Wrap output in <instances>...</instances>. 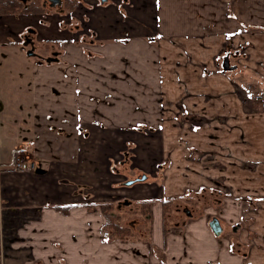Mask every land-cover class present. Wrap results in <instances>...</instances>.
Returning <instances> with one entry per match:
<instances>
[{
    "label": "crops",
    "instance_id": "crops-1",
    "mask_svg": "<svg viewBox=\"0 0 264 264\" xmlns=\"http://www.w3.org/2000/svg\"><path fill=\"white\" fill-rule=\"evenodd\" d=\"M71 14L0 20V31L17 23L63 48L59 61L23 67L28 85L0 80L12 127L25 96L35 115L0 157V264H264V0H79ZM132 73L141 80L122 81ZM20 147L33 171L6 169ZM124 151L152 186L140 199L152 202L141 244L106 242L102 213H88L73 182L98 168L102 184L115 181ZM201 191L217 206L164 224L160 201Z\"/></svg>",
    "mask_w": 264,
    "mask_h": 264
},
{
    "label": "rangeland",
    "instance_id": "rangeland-1",
    "mask_svg": "<svg viewBox=\"0 0 264 264\" xmlns=\"http://www.w3.org/2000/svg\"><path fill=\"white\" fill-rule=\"evenodd\" d=\"M64 13V12H63ZM58 16V15H57ZM63 17V16H62ZM62 17H57V18H62ZM64 19V18H63ZM30 20V19H29ZM63 23V22H62ZM61 26L63 27L64 25ZM23 28L24 26L20 25V24H12L11 27L9 26L8 29L6 30H1V34L2 37H7V42L6 43H0V80L3 79V81H10L11 78L15 77L16 75L19 76L20 81L16 82L17 85H22V86H26L28 85L29 79H28V72H26L24 70L23 67L27 68L31 71L32 67H34V65L37 64H45V62H39L41 58H45V56H47V50L46 49H40L42 47L43 44H49V42H45V41H35L34 43V47L33 49L37 51L35 52V56H31L28 52H29V48L26 47L21 43L22 38H20V43L16 42L17 41V37H19L18 32L20 31V28ZM39 39V37H38ZM83 39H85L83 37ZM37 40V39H36ZM86 43H84L85 45H88L90 47H93L92 45H95L94 42L97 43V41L92 40L90 37H88L87 40H84ZM83 46V45H81ZM40 49V50H38ZM60 49L62 50L63 48L60 47ZM58 48V50H60ZM98 68V67H97ZM1 73H3V76L1 77ZM32 75V73H31ZM102 76V73L98 72L97 76ZM139 75V74H138ZM136 73H132V74H125L124 79L122 81L126 82V83H130V82H134L136 81H140L141 77L138 76ZM100 76V77H101ZM8 77V78H7ZM112 79L116 80L117 75L111 76ZM99 78V77H97ZM100 79V78H99ZM131 79V80H130ZM112 81V80H111ZM97 85V83H96ZM128 87L126 86V89ZM128 90V89H127ZM31 92V90H27L26 93ZM129 92L130 94V90L126 91L125 89H122V93L120 94L121 96H125L127 95V93ZM138 95L137 98H141L143 97L142 95V89H138ZM125 93V95H124ZM134 94V93H133ZM133 96V95H132ZM30 95L25 96L23 98V102L21 103L20 106H22V110H20V116L23 118L22 121H20V125L21 128L20 130L16 129V127H12L15 126V124L12 122V113L9 112L10 111V106L11 103L14 101L10 102V99L6 98L5 95L1 94V90H0V157L1 159H3V155L5 153V151L7 150V148L12 147V145H10L11 143H8L7 138L6 137H10L12 138V135L15 136V134H17L18 132H21L24 127V123H30L28 122L29 118L33 119L32 117H34V112H33V103H30ZM3 98V100H2ZM7 108H9V110H6ZM90 110V109H88ZM150 115H152V113H150ZM13 120L16 121V118L13 117ZM19 124V122H18ZM12 127V128H11ZM123 142V140H121ZM121 147L123 146L122 143L120 144ZM127 152V151H126ZM124 151V153H126ZM64 151L58 152L56 154H63ZM124 153L121 152V155L118 154L119 157V162L120 161H124L123 164H116L115 166V170L118 171L119 173V178L117 177L115 179V181L109 183L111 181V178L107 177V176H101L104 179V184H102L100 178L98 177L97 174L100 175L99 172V168L97 171V174H94V172L89 171L87 173H85V171H81L83 172L82 177H76L73 178V182L75 183V185L77 187L81 186L78 185L79 182L82 183V188H86V192L88 195V204L84 207L87 208L86 210L88 211V213L91 212V209H88V205L92 203V202H99L101 204H108V206L110 207V209L116 210V207L118 206V210L119 212L117 213L118 216V220H115L116 222H119V224H121V226H123L124 228L129 229V234L128 236H122L123 238L120 239H114V240H118V241H122V242H131L128 239H131L130 237L132 236L133 238H135L136 240L133 241H140L139 243H144V241L141 240L140 238V234L142 235V231L141 228L144 231V217H143V213L141 212L142 210H146L148 209V206L146 205H140V200L143 197H146L148 195L151 194V188L150 185L146 186L144 184H142L143 182H136L132 185H120V188H116V187H111L116 185L117 183H123L126 180H133L134 178L140 177L142 174L140 173L139 169L137 170V168H135L133 166V163L128 161V157L127 155L124 156ZM33 154L32 151L27 152V155H29V160L31 161V156ZM100 159L98 161V165L100 167H103L106 162H105V155L103 153L98 154ZM36 159V158H33ZM95 160V158H93ZM92 162L90 160V158L88 159V167H91ZM115 164V163H114ZM34 165V164H33ZM40 165H38L37 168ZM98 167V166H97ZM35 166L33 167L32 171L34 170ZM7 169V168H6ZM64 169V168H61ZM29 172V171H28ZM96 173V172H95ZM90 174H94L97 177L93 178L92 175ZM25 181V180H22ZM22 181H14L17 184H19ZM152 181V180H150ZM78 182V183H76ZM75 185H72V188L75 187ZM86 185L88 186V188L86 187ZM20 187V186H19ZM139 188H142V191L138 190ZM24 192H27V188L26 187H20ZM0 190H1V186H0ZM204 193V194H203ZM192 194V193H191ZM191 194H183L181 195V197H176L173 198V204L169 207L168 211H166L168 215H170L171 217L169 218L170 220L168 221L167 216L165 217L166 220L168 221L167 224H169V226H171L172 222H175V220H183L184 219V215L182 213H179L178 215L180 216H175L176 215V209H181L183 208L186 204V206H188V208L190 207L191 209H193L194 213H197L196 210L198 209H203L204 206L206 205H211L213 208L217 206L218 201L217 200H213L214 197H211L210 194L205 193V192H199L196 197L197 199H192L189 200L188 198L191 197ZM142 195V196H141ZM0 196H1V192H0ZM149 197V196H148ZM211 197V198H210ZM216 198V197H215ZM130 201V205L129 203H127V201ZM188 200V201H187ZM148 202L146 201V204ZM5 202L4 199L0 198V208L2 209V207H5ZM19 208L21 206H18ZM141 207L143 209H141ZM198 208V209H196ZM218 209H216L215 211H217ZM141 212V213H140ZM175 214V215H174ZM149 216L151 217V210L149 211ZM177 217V219H176ZM215 217V216H214ZM217 218V217H216ZM30 219V218H29ZM147 222V220H146ZM130 227H132L131 229H133V231L130 229ZM104 230V238L106 242L111 241V233L110 231H107V228H103ZM2 248V247H1ZM1 248H0V253H1ZM3 249V248H2Z\"/></svg>",
    "mask_w": 264,
    "mask_h": 264
},
{
    "label": "flooded vegetation",
    "instance_id": "flooded-vegetation-1",
    "mask_svg": "<svg viewBox=\"0 0 264 264\" xmlns=\"http://www.w3.org/2000/svg\"><path fill=\"white\" fill-rule=\"evenodd\" d=\"M17 2L19 4V6H21V9H25L28 6H30L31 4H34V6H37L38 8L41 9V12H39V13H36V12H29V13L28 12H24V13L3 14V15H0V18H2L0 20H6V18H10V17L19 18V19L22 18V17H31V18L32 17H42V18H45V19H51L53 17L57 18V17H61V16H64V15H67V14L70 17V16L73 15V14H71V12L75 11V8H76L79 0H17ZM65 20H67V19H65ZM60 22H63V21H59V23ZM0 26H1V28H6L5 24H1ZM23 31L24 32H22V33L18 32V35H20L18 38L19 39L22 38L21 43H20L19 40L17 42L20 43V44L25 45L26 47H28L29 48V52L28 53L31 56H33L35 54V52L37 51V49L34 50L33 47H34V44H35L34 42L36 41V35H37L38 31L36 29H34V28H31V27H27ZM48 42H49V44L45 43L40 48V49H46L47 50V55H49V56L46 58V60L47 61H57V60L59 61L60 58H59L58 55H59V53H61V49H60L61 42H57L56 40L54 42L53 41H48ZM58 48L60 50H58ZM40 49H38V50H40ZM87 55L88 56H90V55L92 56L93 54L90 51H88ZM126 155L128 157V153L127 152L124 153V156H126ZM123 163H124V161H120L118 164H123ZM143 176L146 178L145 175H143ZM140 177H142V176H140ZM140 177L134 178L133 180H136V179H138ZM129 181H131V180H129ZM139 181H141V180L135 181L134 183L139 182ZM143 181H145V179ZM126 182H128V181L126 180L125 182H123L121 184L119 183V186L122 185V184L125 185ZM134 183H132V184H134ZM188 199L189 200H192V199L194 200V199H197V198H196V196L191 194V197H189ZM124 201H127V200H124ZM147 202H148L147 206H148L149 210L146 213V215L144 216L143 222L146 221V220L148 222V220L150 219L149 218V211H150V206L152 205V202H150V201H147ZM127 203H129V205H130V201H127ZM160 203H161V201H160ZM89 204L95 205V203H90V202H89ZM100 205H103V204L96 203V206H100ZM105 205H108V204H105ZM186 205H188V204H186ZM186 205L183 208H181V209H176V215H178L179 213H182L184 215V218L185 217L186 218L191 217L192 214H193V209H191L190 207L188 208V206H186ZM117 208H118V206L116 207V210H113V211L111 210L110 214H112L113 216H118L117 213L119 212V210ZM97 209H99L100 212L102 213L100 208H97ZM97 209H95V210H97ZM168 216H170V215H168ZM103 217H104V215H103ZM213 218H216V217H212L210 219V221ZM216 219L219 221L218 218H216ZM104 222H105V217H104ZM148 223H150V222H148ZM219 224H220V222H219ZM208 225H209V223H208ZM131 228L132 227H130V229ZM131 230L133 231V229H131Z\"/></svg>",
    "mask_w": 264,
    "mask_h": 264
},
{
    "label": "trees",
    "instance_id": "trees-1",
    "mask_svg": "<svg viewBox=\"0 0 264 264\" xmlns=\"http://www.w3.org/2000/svg\"><path fill=\"white\" fill-rule=\"evenodd\" d=\"M29 7V8H28ZM25 9H21V6H19L17 0H0V15L3 14H13V13H24V12H36L39 13L41 12V9L38 8L37 6H34V4H31ZM173 198H164L161 201V206H162V215H163V222L164 224L166 223V216L169 207L173 204ZM140 205H147L146 201H140ZM88 209H91V211H94L97 208H100L102 211V214L105 217V222L104 225L102 226L103 228H107V231H110L111 233V238L110 239H120L123 238L122 236H128L129 234V229L124 228L119 224V222H116L115 220H118L117 216H113L111 213V209L108 205H100L96 206L95 205H88ZM68 207L63 208V212L67 211ZM141 209H143L141 207ZM149 209L147 210H142L141 212L143 213V217L146 215ZM140 212V213H141ZM132 237V236H131Z\"/></svg>",
    "mask_w": 264,
    "mask_h": 264
},
{
    "label": "built area",
    "instance_id": "built-area-1",
    "mask_svg": "<svg viewBox=\"0 0 264 264\" xmlns=\"http://www.w3.org/2000/svg\"><path fill=\"white\" fill-rule=\"evenodd\" d=\"M248 93L254 99H259L262 95V90L247 88ZM15 158L10 166L7 167L8 170H18V171H30L33 169L34 165L29 160V155H27V150L25 148H17L15 150Z\"/></svg>",
    "mask_w": 264,
    "mask_h": 264
},
{
    "label": "water",
    "instance_id": "water-1",
    "mask_svg": "<svg viewBox=\"0 0 264 264\" xmlns=\"http://www.w3.org/2000/svg\"><path fill=\"white\" fill-rule=\"evenodd\" d=\"M222 68L224 70H227L229 68L227 59H224V61L222 63ZM144 179H145V177L142 176V177H140V178H138L136 180L128 181V182H126L125 186L126 185H131L132 183H134L135 181H138V180L143 181ZM209 227H210V229H211V231L213 232L214 235H216V236L220 235V233H221V227H220V224H219V222H218V220L216 218H213L209 222Z\"/></svg>",
    "mask_w": 264,
    "mask_h": 264
}]
</instances>
